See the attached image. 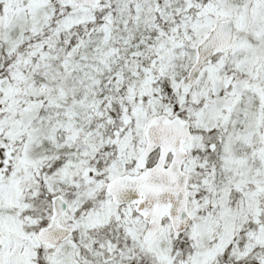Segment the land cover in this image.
Listing matches in <instances>:
<instances>
[{"label": "snow or ice", "instance_id": "6c2138e0", "mask_svg": "<svg viewBox=\"0 0 264 264\" xmlns=\"http://www.w3.org/2000/svg\"><path fill=\"white\" fill-rule=\"evenodd\" d=\"M0 264H264V0H0Z\"/></svg>", "mask_w": 264, "mask_h": 264}]
</instances>
